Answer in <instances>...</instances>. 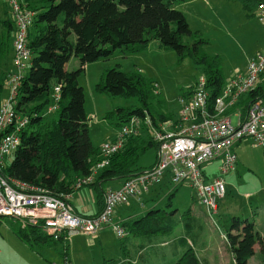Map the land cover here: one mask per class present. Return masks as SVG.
<instances>
[{
	"label": "trees",
	"instance_id": "16d2710c",
	"mask_svg": "<svg viewBox=\"0 0 264 264\" xmlns=\"http://www.w3.org/2000/svg\"><path fill=\"white\" fill-rule=\"evenodd\" d=\"M179 1L184 0H20L22 6L34 11L29 29L32 59L29 72L21 80L15 106L29 122L21 132V145L13 160L4 164V174L60 194L71 193L77 177L92 173L101 152L100 147L95 148L92 143L85 89L79 77L88 63L108 59L117 50L136 53L157 40L161 48L177 51L180 60L191 56L197 65L204 66L210 98L214 101L225 83L220 56L203 50L202 44L207 39L194 31L184 12L175 7ZM241 1L248 14L255 15L261 0ZM5 23L13 25L10 19ZM186 37L194 38L193 43H186ZM74 55L80 59V67L69 71L65 66ZM4 85L0 83L1 88ZM55 86H60L61 90L58 117L46 120ZM156 86L153 79L141 73L125 72L117 65L104 71L96 88L111 96L135 95L146 106L147 109L118 107L109 112L108 118L117 116L118 126L132 116L145 118L146 115L159 126L173 118L158 109L164 100L156 96ZM256 94L264 96V80L248 97ZM249 103V99L241 100L233 110L245 113ZM153 145L157 146L148 133L140 134L130 137L111 157L110 164L100 170L88 186L95 191L101 205H104L106 191L103 183L142 172L144 167L138 166V159ZM178 187L180 185L174 191ZM174 191L169 193L168 206L173 204ZM124 224L134 235V248L130 250L123 245L121 259H109L107 264H203L196 249V235L192 232L196 218L191 208L181 213L177 209L164 211L153 206L146 213L130 217ZM169 232L176 234L153 240L155 235ZM17 235L31 247L57 242L67 244L69 240L65 233L59 238L47 233L43 221L28 223L25 228L21 225ZM227 238L235 264H248L256 243H260L264 254V236L249 219L232 217ZM66 260H69L68 251Z\"/></svg>",
	"mask_w": 264,
	"mask_h": 264
},
{
	"label": "rangeland",
	"instance_id": "374dc122",
	"mask_svg": "<svg viewBox=\"0 0 264 264\" xmlns=\"http://www.w3.org/2000/svg\"><path fill=\"white\" fill-rule=\"evenodd\" d=\"M198 3V8L190 14L191 28L207 39L202 44L206 53L220 56L226 83L236 73L245 72L249 58L263 49L264 24L256 15L248 14L241 0H198ZM10 14L9 2L0 0V35L5 33L3 40L5 47L0 49L1 84L5 83L11 72H17L12 59L14 31L4 23L5 20L11 19ZM185 41L191 44L194 38L186 37ZM117 65L125 72L141 73L144 77L153 79L157 85L154 91L156 96L164 100L158 109L171 114L173 119L180 110V96L189 92L205 73L204 66L197 65L191 56L180 60L177 51L161 48L157 40H153L147 48L139 52L117 50L108 59L88 63L79 77V82L85 89V108L95 148L105 141L114 139L120 129L116 123L117 116L114 115L110 119L109 112L118 107L146 108L135 95L111 96L97 90V84L104 71ZM78 67H80V59L75 55L65 66L69 71ZM28 72L29 66L25 74ZM8 95L9 87L5 85L0 87V103ZM57 117V111L50 112L47 113L46 120ZM142 134L147 135L146 132ZM234 150L238 162L235 169L224 177L226 194L219 200L216 212H212L201 203L197 190L190 184L180 185L174 191L176 186L169 181L167 175L162 177L160 182L152 185L150 193L145 196L147 200L143 207L156 206L164 211L177 209L181 213L192 209L196 218L192 232L196 235V249L203 264H235L227 238L232 217L253 221L256 230L264 236V145L252 138H246L236 144ZM157 153L156 145L148 147L140 155L138 166L144 168L151 166L156 161ZM13 158L14 155L9 156L5 160V165H8ZM206 171L210 177L219 175L220 161L215 160L207 166ZM121 186L122 178L104 183L106 189ZM173 191V204L168 206L169 193ZM132 203L120 205L116 210L117 215L122 216L132 212L135 207ZM0 219V264H107L110 262L109 259H121L124 244L131 250L134 237L131 233L121 239L112 227H107L101 237L79 233L70 236L67 244L57 242L53 245L31 247L17 235L21 225L24 228L27 226L25 221L11 216H0ZM174 234L176 232L160 233L155 235L153 240L168 238ZM66 251L69 252V260H66ZM263 262L261 245L256 243L255 253L248 264H263Z\"/></svg>",
	"mask_w": 264,
	"mask_h": 264
},
{
	"label": "built area",
	"instance_id": "2783aa9c",
	"mask_svg": "<svg viewBox=\"0 0 264 264\" xmlns=\"http://www.w3.org/2000/svg\"><path fill=\"white\" fill-rule=\"evenodd\" d=\"M7 1L16 29L13 60L17 72L8 77L9 95L0 103V216H11L26 224L43 221L45 231L55 238L61 233L68 237L79 233L96 236L102 228L110 226L123 239L129 232L123 221L116 219L117 207L140 199L166 175L174 186H193L201 203L216 212L219 200L226 194L224 177L238 162L234 146L246 138L264 145V96L248 97L264 80V47L249 58L245 72L236 73L224 83L214 101L210 98L208 78L203 74L189 92L180 96L176 118L167 119L159 126L148 115L132 116L124 123L114 139L100 146L101 159L92 173L76 178L75 189L93 183L98 172L110 164L111 157L127 140L143 132L157 144L156 161L125 179L121 187L107 188L101 211L85 215L75 211L70 202L71 193L52 194L4 174L5 160L17 152L21 132L29 122L15 106L21 80L32 59L29 29L34 20V11L22 6L20 0ZM255 15L264 24V0L255 8ZM244 99L250 101L247 111L233 110ZM60 100V86H55L47 113L57 111ZM215 160L220 161V174L210 177L206 168Z\"/></svg>",
	"mask_w": 264,
	"mask_h": 264
},
{
	"label": "crops",
	"instance_id": "0c3cea01",
	"mask_svg": "<svg viewBox=\"0 0 264 264\" xmlns=\"http://www.w3.org/2000/svg\"><path fill=\"white\" fill-rule=\"evenodd\" d=\"M10 5V4H9ZM199 6V3H198V0H184V1H179L177 2V4H175V7L179 8L180 10H182L184 12V14L186 15L189 23H190V14H193L194 12V9H197ZM11 8V6H10ZM9 13H10V10H9ZM11 16V14H10ZM12 22V16H11V19H10ZM5 23V22H4ZM6 24V23H5ZM9 25V24H7ZM191 25V23H190ZM10 29H13L14 31V35H13V39L15 37V32H16V29H15V24L13 22V25H9ZM5 37V33L3 32L1 35H0V49H3V47H5V43H4V38ZM3 42V43H2ZM12 47H13V54H12V59H13V56H14V46H13V42H12ZM15 65V64H14ZM248 65V64H247ZM17 68V67H16ZM247 70V68H246ZM13 73H16V72H11L10 74H13ZM10 74L7 76V79L5 81V87L7 86V80H8V77L10 76ZM8 87V86H7ZM2 102V101H1ZM86 109V108H85ZM146 134H143V136H145ZM242 142V141H241ZM240 142V143H241ZM102 145V144H101ZM100 145V146H101ZM99 146V147H100ZM112 180V179H110ZM124 178H122V185L124 183ZM160 182V181H159ZM105 183V182H104ZM103 183V185H104ZM109 188H112V187H109ZM150 193L149 192H144L142 195H141V198L140 199H133L132 202L134 203L135 207L132 209V212L130 213H126L122 216H118L117 215V211H116V219L117 220H121L123 221V223L130 219V217L136 215L137 213H142L143 211H146L148 210L149 208L147 207V205L145 207H143V205L145 204V200L146 199V194ZM145 197V198H144ZM70 202L72 203L74 209L76 212L78 213H81V214H85V215H94L98 212L101 211L103 205H101V203L98 202V198L96 196V193L95 191H93V189L91 187H82V188H79V189H74L72 192H71V196H70ZM132 203V205H133ZM119 207V206H118ZM117 207V208H118ZM117 210V209H116ZM107 227H110V226H107ZM107 227H104L102 228L99 233L96 235L98 237H101V235L106 231L105 229ZM109 229V228H108ZM131 234V233H129ZM87 235V234H86ZM134 239L132 240V247H131V250L132 248H134ZM125 245V244H124ZM127 245H125L126 247ZM124 247V249H125ZM134 253V250L133 252ZM130 253V255L132 254ZM135 254V253H134ZM128 255V256H130ZM135 264V263H134Z\"/></svg>",
	"mask_w": 264,
	"mask_h": 264
}]
</instances>
